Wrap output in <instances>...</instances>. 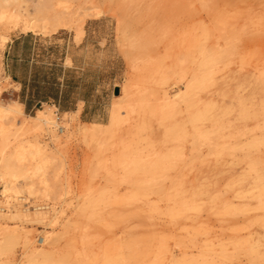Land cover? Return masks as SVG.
<instances>
[{"label": "rangeland", "instance_id": "374dc122", "mask_svg": "<svg viewBox=\"0 0 264 264\" xmlns=\"http://www.w3.org/2000/svg\"><path fill=\"white\" fill-rule=\"evenodd\" d=\"M57 2V29L0 9V103L22 104L0 113V161L26 164L0 188L48 204L0 214V264L43 248L41 264H264V0L21 4ZM155 91L184 134L148 111ZM38 109L53 127L33 126Z\"/></svg>", "mask_w": 264, "mask_h": 264}, {"label": "bare ground", "instance_id": "6f19581e", "mask_svg": "<svg viewBox=\"0 0 264 264\" xmlns=\"http://www.w3.org/2000/svg\"><path fill=\"white\" fill-rule=\"evenodd\" d=\"M2 1V0H1ZM0 1V9H7V2L12 4V2L15 4L11 5L13 6L12 8H9L10 10L8 11H11V12H15V13H19V15L23 14L25 17H26V20H27V26L29 29H34L36 27L39 26L40 23L44 24V25H47V24H50L54 29H57V28H60V27H66L68 26V23H69V17H70V10L69 8H67V6L65 7L64 5L62 6L61 4H59L58 2V6L54 7L51 9V7L55 6V4L53 5H48L46 3H44L43 5H36V6H39V8L37 7L36 9V12L34 11V14H32V12L27 9V7H24L21 3L23 0H19V2L15 3L14 1H11L9 2L10 0H3L4 2H1ZM26 1V0H25ZM1 3L4 4L6 6V8L1 6ZM6 3V4H5ZM56 3V4H57ZM9 5V4H8ZM45 8H44V7ZM46 6H48L51 11L47 10L46 9ZM47 7V8H48ZM69 7V6H68ZM36 8V7H35ZM34 8V9H35ZM1 9V10H2ZM2 11H6V10H2ZM74 12V11H73ZM99 13V12H98ZM70 14V15H69ZM97 14V13H95ZM74 15V14H73ZM70 25H72L70 23ZM192 45V44H191ZM201 50V49H200ZM209 56V55H208ZM178 67V64H177V61H175L172 65V69L169 70V71H175V69H177ZM123 89H125L124 87L123 88H120V92H124ZM127 89V88H126ZM125 89V91H126ZM130 90V89H128ZM125 94V93H124ZM127 94V93H126ZM129 94V93H128ZM152 94H155L156 96V101H153V103H151V106L150 104H148L149 107L148 108V111H152L154 112V114L156 115V117L160 120L158 121H161L163 123V125H160V128L163 129L164 132H171V134H184V125L180 122H176L175 120H173V113L174 111L176 110V101L174 98H171L170 96H167L165 92L163 93H160L158 91H155L153 92ZM129 96V95H128ZM151 96V94H150ZM239 103H241V100H239ZM153 104V105H152ZM22 104L20 102H17L15 100L11 101V102H6V103H0V113H8V112H16L18 111V107L21 106ZM241 106H244V104L242 103ZM262 108L264 110V101L262 102ZM151 107V108H150ZM146 108V109H147ZM150 109V110H149ZM152 109V110H151ZM147 113V112H146ZM150 113V116L151 117H154V114L153 116L151 115V112ZM203 112L199 113L198 114H195V116H191V117H194V118H202L204 115ZM3 115V114H2ZM5 115V114H4ZM196 115H198L196 117ZM206 115V114H205ZM2 117V116H1ZM159 123V122H158ZM27 123H24L23 127H25ZM54 123H53V120L51 118V115L45 111V110H42V109H38L37 110V115L34 116V121H33V126H35L36 128H40V129H43L44 127H47L49 128L50 127H53ZM162 126V127H161ZM62 127L59 128V132H62ZM101 131V130H99ZM99 134L98 130L95 129L93 132H92V137H94L95 135ZM199 134H203V132H200ZM262 141L264 142V139H262ZM38 148V147H37ZM39 150H35L36 151V154H38L39 156H45L44 155V151H41L40 150V147L38 148ZM15 152V151H14ZM24 152V151H23ZM20 155H22L21 151H19ZM25 153V152H24ZM34 153V151L32 152V154ZM35 154V153H34ZM43 154V155H42ZM183 154V151L182 150H179L177 151V153L175 154H172L173 157H179V156H182ZM6 155V154H5ZM167 155V156H166ZM163 156L162 160L164 161V163H167L168 161H170L169 157H172L170 156L169 154H166ZM169 155V157H168ZM25 156V155H23ZM29 156V155H28ZM21 157V156H20ZM31 158V157H30ZM44 158V157H43ZM2 160V159H1ZM17 160V159H16ZM15 160V161H16ZM26 160V159H25ZM33 160V159H32ZM12 159L10 160L9 157L7 158H3L2 162L0 161V178L2 179L3 176H6V175H13V176H16L15 173H12L14 172V168H16L15 166L18 165V163L15 164L14 162V165L13 163L11 162ZM41 161V159H40ZM27 162V161H26ZM28 164V163H27ZM21 165V164H20ZM18 165V167H20L21 170H23L22 167H24V169L26 168V164L25 165H22L20 166ZM31 166V165H30ZM44 162L43 163H40L36 165V171H40L43 167H44ZM28 168V167H27ZM18 169V168H17ZM32 169V168H31ZM16 170V169H15ZM27 170V169H26ZM34 171V170H33ZM25 173V172H24ZM30 176V175H29ZM26 177V176H25ZM27 178V177H26ZM33 183V182H31ZM36 182H34V185H35ZM28 184V183H26ZM33 185V187H34ZM7 186H9L8 184H6L4 186V189L3 191H5V189L7 188ZM31 186V185H30ZM29 186V187H30ZM32 187V188H33ZM36 187V186H35ZM8 189V188H7ZM30 190H32L30 188ZM9 210H12V207L9 209ZM8 210V211H9ZM8 211H5V212H8ZM5 212H2L0 214H3ZM14 216L18 215L16 214L15 212L12 213ZM1 216V215H0ZM13 216V217H14ZM17 229V226H13V229L11 228V230L9 232L5 231V238H14V236L16 237L18 232L15 230ZM9 230V229H8ZM20 234V233H19ZM25 242H27V240L25 239ZM46 244H50V241H47ZM51 255V251L50 249L48 248H43V249H32L30 250V252L28 253V263L29 264H41V263H44L46 262L48 259H49V256ZM41 259V260H40ZM41 261V263H40Z\"/></svg>", "mask_w": 264, "mask_h": 264}, {"label": "built area", "instance_id": "2783aa9c", "mask_svg": "<svg viewBox=\"0 0 264 264\" xmlns=\"http://www.w3.org/2000/svg\"><path fill=\"white\" fill-rule=\"evenodd\" d=\"M14 204H21L24 209H37V210H45L48 209V204L46 203H37L33 204L30 200H25L24 196L18 197V202H14L13 204H6L5 195L0 188V213L8 211L11 207L13 208ZM43 241V237H38V242L41 243Z\"/></svg>", "mask_w": 264, "mask_h": 264}, {"label": "water", "instance_id": "95a60500", "mask_svg": "<svg viewBox=\"0 0 264 264\" xmlns=\"http://www.w3.org/2000/svg\"><path fill=\"white\" fill-rule=\"evenodd\" d=\"M116 92H118V89H116Z\"/></svg>", "mask_w": 264, "mask_h": 264}, {"label": "crops", "instance_id": "0c3cea01", "mask_svg": "<svg viewBox=\"0 0 264 264\" xmlns=\"http://www.w3.org/2000/svg\"><path fill=\"white\" fill-rule=\"evenodd\" d=\"M10 48H11V46H10Z\"/></svg>", "mask_w": 264, "mask_h": 264}]
</instances>
